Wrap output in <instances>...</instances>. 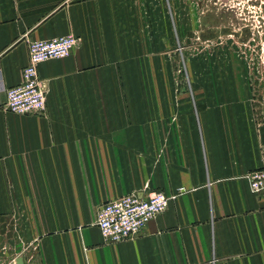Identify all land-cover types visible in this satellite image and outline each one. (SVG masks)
I'll return each mask as SVG.
<instances>
[{
	"label": "crops",
	"instance_id": "crops-1",
	"mask_svg": "<svg viewBox=\"0 0 264 264\" xmlns=\"http://www.w3.org/2000/svg\"><path fill=\"white\" fill-rule=\"evenodd\" d=\"M149 17L148 0H0L7 264H264V195L245 178L264 166V128L230 103L239 86L171 97L170 112L163 101L126 100L165 93L132 82L134 51L148 54ZM67 34L78 39L71 54L37 67L44 109L7 111L3 89L21 82L28 43ZM152 191L171 196L166 209L132 238L105 242L101 205Z\"/></svg>",
	"mask_w": 264,
	"mask_h": 264
},
{
	"label": "rangeland",
	"instance_id": "rangeland-1",
	"mask_svg": "<svg viewBox=\"0 0 264 264\" xmlns=\"http://www.w3.org/2000/svg\"><path fill=\"white\" fill-rule=\"evenodd\" d=\"M148 1V54L142 60V56L134 51L132 82L164 88L165 93L132 94L126 100L163 101L165 111L170 112L168 101L171 97H180L182 101L186 98L193 100L201 95L203 90L200 88L203 87L239 86L245 92L233 94L234 100L230 103L241 108L238 112H249L255 125H260L255 126L256 132L260 129L262 133L264 0ZM227 12L228 26L232 33L240 35L208 38L209 32L216 33L225 27L222 15ZM235 17L242 22L241 26ZM245 28L249 34L243 31ZM172 88L176 89L175 94ZM183 110L181 107V113ZM14 256L3 255L0 264H7Z\"/></svg>",
	"mask_w": 264,
	"mask_h": 264
},
{
	"label": "built area",
	"instance_id": "built-area-1",
	"mask_svg": "<svg viewBox=\"0 0 264 264\" xmlns=\"http://www.w3.org/2000/svg\"><path fill=\"white\" fill-rule=\"evenodd\" d=\"M73 34L50 40H33L28 43V60L18 85L4 87L5 109L19 115L41 112L45 107L46 91L38 76L40 63L67 57L77 46ZM249 189L264 195V166L246 173ZM183 191V188L179 189ZM171 196L152 191L146 197L132 193L112 199L99 208L95 225L107 243H119L135 236L157 214L168 206Z\"/></svg>",
	"mask_w": 264,
	"mask_h": 264
},
{
	"label": "flooded vegetation",
	"instance_id": "flooded-vegetation-1",
	"mask_svg": "<svg viewBox=\"0 0 264 264\" xmlns=\"http://www.w3.org/2000/svg\"><path fill=\"white\" fill-rule=\"evenodd\" d=\"M227 10L229 11V9H227ZM222 16H223L224 25H225V27L221 28L224 31L223 35H225V34H234L236 36L240 35V33H232V29L230 28V26H228L229 25V23H228V12L226 14H223ZM235 20H237L238 25H240V26L242 25V22H240L236 17H235ZM243 31L246 32L247 34H249L247 31V28L243 29Z\"/></svg>",
	"mask_w": 264,
	"mask_h": 264
},
{
	"label": "water",
	"instance_id": "water-1",
	"mask_svg": "<svg viewBox=\"0 0 264 264\" xmlns=\"http://www.w3.org/2000/svg\"><path fill=\"white\" fill-rule=\"evenodd\" d=\"M224 31L221 29L219 31H217L216 33H210V35L208 36V38H215L219 35H223ZM9 264H24L23 258L22 257H17L14 262L9 263Z\"/></svg>",
	"mask_w": 264,
	"mask_h": 264
}]
</instances>
